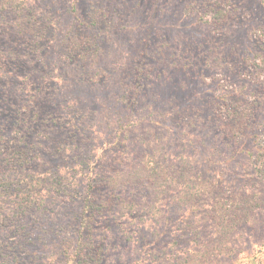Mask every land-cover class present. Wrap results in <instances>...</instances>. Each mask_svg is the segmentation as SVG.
I'll list each match as a JSON object with an SVG mask.
<instances>
[{
  "label": "rangeland",
  "instance_id": "obj_1",
  "mask_svg": "<svg viewBox=\"0 0 264 264\" xmlns=\"http://www.w3.org/2000/svg\"><path fill=\"white\" fill-rule=\"evenodd\" d=\"M14 1L10 0V6L13 2V7L2 13L3 18L0 19V33L4 38L12 40V50L17 49L20 54H11L0 42V108L7 110L0 112V264H149L151 259L164 260L161 257L165 244L160 246L158 243V248L149 254V245H152V241L155 242V235L149 232V218H142L141 213L136 211L131 214L128 211L124 215L112 206H103L107 200L106 197L101 198L107 193V182L105 185L102 169L106 160H101L100 148H106L105 145H109L112 138L105 143L103 139H96L94 153L89 146L95 157L94 167L101 177L92 173L86 165L85 157H78L81 161L77 164L69 162L70 154L65 149L69 143L61 138L58 140L57 136L62 133L70 136V132L75 131L80 123L76 122L75 127H70L64 123L62 126L59 121L60 118L72 115L75 110L62 112L57 121L56 117L53 119L47 115L56 114L54 110L58 109L61 93L53 95L52 92L64 87L66 96H74L82 93L85 87L91 90L89 86L96 82L81 79L80 75L73 76L72 83L67 87L65 82L68 80V71H83L81 65L74 68L78 63L94 72L97 64L104 65L113 56L115 70L122 74V78L127 81L131 77L122 70L132 66L135 77L133 83L142 86L146 92L147 101L144 102L141 93L133 100V106L138 103V108H141L149 103L154 111L172 113V117L178 113L176 117L186 122L193 112H185L188 108H185L183 99L192 92L182 90L184 75L189 71L190 78L196 79L199 69L194 70V66H199V60L204 62L206 58L219 56L222 57L221 60L209 59L210 68L205 71L206 75L213 74L214 82L223 86L231 84L235 87L247 82L252 86L251 93L248 92L250 95H246L250 112L254 115L255 112H264V71L259 76L255 75V71L247 63L244 64L240 55L243 51L241 41L244 38L253 50L264 39V26L260 23L264 20V9L260 0H76L75 15H72L71 10L73 0H29L25 10H18ZM217 10L224 13L219 20L215 15ZM21 12L26 20L32 21L35 34L23 37L7 25ZM73 18L74 24L81 23V26L77 25V29L83 35L80 37L84 39L82 45H87L89 39L91 44L81 55L78 53L80 51H76V56H80H75V60L67 65L66 57L60 56L62 49L55 46V32L52 33L51 28H56L59 32L57 34L64 37L67 28L65 23L71 22ZM93 19H96L95 28L101 32L98 39L91 38L94 36L90 31L88 33L85 26ZM44 26L47 29L41 37L39 29ZM58 35L56 36L59 37ZM156 43L154 49L158 50L161 46L163 51L155 56L144 57L149 51L152 53L150 47ZM132 50L135 52L134 56L131 55ZM22 53L32 56V62H28L30 59ZM239 62L242 63L241 67L237 65ZM245 67L247 70H244ZM236 71H239L238 74ZM59 76L62 81H57ZM157 78L162 81L172 78L168 83L174 86L166 85L163 89L157 85ZM47 81L48 90L42 88L47 91L41 96L39 88L42 82ZM16 83H20L23 89L21 99L26 104V108L21 110L23 112H14L12 106L4 103L6 96L12 98L8 91L11 89L9 85ZM53 83L55 87L52 89ZM29 85L31 89L28 90ZM123 86L116 90L118 95L134 94L133 88L123 92ZM256 93H262L263 98L258 99ZM85 95L89 96V93ZM35 104L39 114L28 110ZM176 106L180 108L175 110ZM84 108L85 111L90 108V111H97L91 106ZM122 108L125 110V105ZM129 110L139 112L136 107ZM214 111L216 115L212 119L223 116L219 109ZM89 116L93 117L91 114ZM86 119L90 120L89 117ZM185 126V133L193 131L190 125ZM82 127L81 124L78 126ZM84 127V131H98L96 127ZM162 129L169 146L173 142V133L167 127ZM263 130L261 127L256 132L262 134ZM81 137L83 141L87 140V136ZM184 137L188 143L189 135L184 134ZM193 138L195 137L191 139ZM86 142L80 145L83 148L80 152L83 154L88 149ZM186 149L181 145L174 155L179 159H187ZM58 151L61 160L57 165L49 167L41 163L44 154ZM180 154L183 156L179 157ZM256 165L263 170L264 157L258 158ZM88 178L92 179L95 186L92 193L95 205L93 212L88 214L96 216L97 221L93 219L92 229L84 227L79 237V218L76 214L79 215V206L87 197ZM37 179H40L38 189L32 187ZM14 180H22L18 188V183H14ZM244 180L248 189L250 185L259 186V193L238 191V187L235 190L231 182L223 186L220 180L217 184H214L216 181L209 182L213 187L216 185L212 187V191L197 195L195 204L206 213L207 219L214 220L219 215L218 211L205 212L207 206L219 210L218 201L223 202L222 211L228 214L227 231L222 234L220 231L214 233L209 241L215 247L220 245L221 251L212 253L206 261L202 259L197 264H231L234 258L240 259L241 254L255 251L264 242V172L258 177ZM204 181L208 183L207 180ZM209 184L205 186L208 188ZM107 187L110 188L109 185ZM182 209L179 206L176 211L175 205L171 206V216L178 217ZM208 223L212 224L211 221ZM185 238L175 241L176 250H187L190 237L185 234ZM76 240L80 244L79 253L71 246V257H67L63 253L65 245L73 244ZM229 252L232 254L229 255ZM174 259V263L181 264L185 257L180 253ZM163 262L166 264L167 260Z\"/></svg>",
  "mask_w": 264,
  "mask_h": 264
},
{
  "label": "trees",
  "instance_id": "obj_2",
  "mask_svg": "<svg viewBox=\"0 0 264 264\" xmlns=\"http://www.w3.org/2000/svg\"><path fill=\"white\" fill-rule=\"evenodd\" d=\"M28 1L15 0L14 6L18 10H25ZM260 4L262 9H264V0H260ZM76 5L77 1L73 0L71 3L72 15H75L77 11ZM11 7H13V2L10 6V0H0V19L3 18L2 13ZM102 12L104 13L103 9ZM215 15L219 20L224 13L221 10H217ZM11 20L12 22H9L7 25H9V28L18 31L17 33L21 36L28 37L33 33L35 34L33 32L32 21L30 19L26 20L24 13H17ZM73 20L74 18L71 22L65 23L67 33H64V37L57 34L59 32H57L56 28H51L53 29L52 33L55 32V46L62 49L60 56L66 57L65 63L67 65L75 60L76 51H80L78 53L82 54L91 44V40L89 39L87 45H82L84 39L80 37L83 35L77 29V25L79 27L81 23L74 24ZM260 23L264 26V20ZM95 24L96 19H93L87 22L85 26L88 33L90 31L93 34L94 37L91 38L98 39L101 32L95 28ZM61 26L64 25L62 24ZM46 29V26L39 29L41 37H43ZM3 36L0 33V42L3 43V48L11 54H18L16 56H19L20 54L17 49L12 50V45H14L11 42L12 40H8ZM241 43L243 51H241L240 55L244 59V64L247 63L251 67V70L255 71V75H261L262 71H264V39H262L260 46L255 50L249 46L245 38ZM156 45L157 43L154 46L151 45L150 50L152 53L149 51L148 54H144V57L155 56L163 51L161 46H159L158 50L157 48L154 49ZM81 49H83V52ZM23 55L30 59L28 62H32V56L27 53ZM84 55L83 57H85ZM131 55H135L133 50L131 51ZM221 58L219 56L213 57L214 60H221ZM114 59L112 56L109 60L107 59L108 62H104V65L97 64L94 72L84 64L77 63L75 67L73 65L74 68L81 65V68L84 70L81 72H78L77 69L75 71H68V80L65 82L67 87L72 83L71 79H73V76L76 77L78 75H80L81 79L96 82L95 85L89 86L91 90L87 87L83 88L82 93L79 92V95L74 96H66L64 94V87L57 88L55 92H52L53 95L56 92L61 93L58 98V109L54 110L56 114H46L53 119L56 117L57 121L59 119L58 115L62 112H73L72 110H75L72 115L69 114L67 117L60 118L59 121L61 125L64 123L70 127H75L76 122H79L83 127L78 128L79 124L75 131L70 132V136H65L62 133L61 136H57L58 140L61 138L63 141L69 143V146L65 147L67 152H69L68 154H70L69 162L72 161L77 164L81 161L78 157H85L87 161L86 165L90 167L93 174L100 177L102 175L99 174V171L96 172V167H94V143L96 139H103L105 143V141L112 138L110 144L105 145L106 148H100V158L101 160H104V158L106 160V163H104L105 167H102L104 170L103 181L105 185L107 182V185L110 187L108 188L106 185L107 193L101 197L102 199L104 197L107 199L103 203V206H112V208L114 207V209H117L120 213H124V215L128 211L130 214L136 211L141 213L142 218H149V232L155 235V242L152 241V245H149V254L158 248L157 244L159 243L160 246L166 245L163 248V257L160 256L164 260H167L166 264H178V262L174 263V258L180 253L185 257V260H182L181 264H197L202 259L206 261L212 253L221 251L220 245L217 244L218 246L215 247L209 241L211 240L210 236L214 233L220 231V234H222L227 231L228 214L223 212V202L218 201L220 204L219 210H215L212 206H207L205 212L218 211L219 215L214 220L207 219L205 217L206 213L199 210V207L196 206V197L198 194L204 191H212L216 187V185L213 187L209 182L216 181L214 184H217L220 180V184L223 186L231 182L230 184L235 190L238 187V191L249 190L255 194L259 193L257 192L259 186L250 185V189H248L246 186L247 182L244 179L258 177V175L264 172V169L262 170L256 165L257 159L264 157V130L262 134L256 132L261 127L264 128V112H255V115L253 112H250L246 95H250V88L252 86L250 87L247 82L238 84L235 87L231 84L230 86H223L214 82L213 74L210 76L206 75L205 71L210 68L208 61L212 59L211 57L209 59L206 58L204 62L199 60V66H194V70L199 69V75L196 76V79L194 77L190 78L189 71L184 75V87L182 90L192 92L183 99L185 108H188L185 112H193V115L186 122H182L180 118L176 117L178 113H175V117H172V113L154 111L149 106V103H145L141 108H138L140 106H137L138 103L135 104L136 106L132 105L133 100L143 93L142 99L146 102V92L142 86L133 83L135 81L133 67L131 66L132 68L130 67V69L122 70L125 75L131 76L126 81L124 77L122 78V74H119L115 70ZM237 65L241 67L242 63L239 62ZM238 72L236 71V74ZM34 73H32L33 76L35 75ZM251 75L253 76L254 74ZM50 76H53V68ZM207 77L208 80H206ZM171 80L172 78L162 81V79L157 78V85L163 89L166 85L174 86V84L168 83ZM57 81H62V77L59 76ZM46 84L49 85L48 81L47 83H41V88H39L41 96H44V91L48 90ZM121 84L124 85L123 92L130 91L129 89L133 88L134 94L132 96L126 93L118 95L119 93L116 90L122 86ZM13 85L10 84L9 88L11 86V89L8 90L12 98L6 96L4 103L5 105L12 106L15 109L14 112H23L21 110L23 107L26 108V104L25 100L21 99L22 86L20 83H16L14 85L15 90H17L16 92L12 89ZM30 86H28V90L31 89ZM51 86L53 89L55 83ZM42 88L47 90H43ZM87 92L89 96L85 95ZM248 92L250 93L248 94ZM256 96L258 99L263 98L262 93H256ZM31 97L32 95L29 98ZM36 105H32L28 110L37 112ZM122 105H125V110H123ZM84 106H91L97 111H90L91 108L85 111ZM132 106L136 107L139 112L129 110L133 108ZM179 108L176 106L175 110ZM215 109H219L223 113V116L212 119L216 115ZM2 111L6 112L7 110L0 108V112ZM89 114L93 115V120ZM77 116H79L78 119L76 118ZM87 117L92 121H87ZM80 121H83V123ZM186 124L190 125V129L193 130L189 131L188 134L185 133ZM84 126H88V128H91V126L92 128L96 127L98 131H84ZM162 127H167L168 131L173 133V142L171 141L169 146H167V136H165L166 133ZM184 134L190 137L188 143ZM81 136H87L86 141L88 143L83 141ZM192 137L195 138L191 139ZM83 142L88 144L85 154L80 152L83 149L80 146ZM180 144L187 147V159L180 158V160L174 155L175 150L180 149ZM89 146H91L90 149L93 150V153L92 150H89ZM58 150H60L59 147ZM102 151L103 154L101 153ZM59 154V151L58 153L51 152L50 154L47 153V155L44 154L41 158V163L49 167L55 166L61 160ZM182 156L183 154L179 155V157ZM106 166L108 167L106 168ZM204 180H207L208 183ZM39 181L40 179L35 180L32 187L38 189ZM86 181H88L86 187L87 197L79 206V215L76 214L77 218H79V228L77 230V236L79 237L84 227L87 226L90 230L93 227L91 223L93 219L97 221L96 216L88 214V212H93V206L95 205V201L92 198L95 186L91 178H88ZM14 183H18L16 185L18 188L22 180H14ZM208 184L207 188L205 185ZM113 198H116V200H113ZM137 198L140 199L137 200L139 204L136 202ZM173 205H175L176 211L177 207H183L176 218L171 216L170 207ZM209 221L212 224H209ZM183 227L185 228L184 230ZM150 233L149 236L151 235ZM185 234L190 237L187 250H176L175 241L177 242L181 237L185 238ZM185 239L187 240V238ZM152 240L154 239L152 238ZM71 246L75 247L76 253H79L80 244L76 240L73 244L68 243L65 245L63 253L67 257H71L69 256ZM230 253L232 254V252H229V255H231ZM241 255L240 259L234 258L231 264H264V242L255 251L244 252ZM164 260L151 259L149 264H164Z\"/></svg>",
  "mask_w": 264,
  "mask_h": 264
}]
</instances>
